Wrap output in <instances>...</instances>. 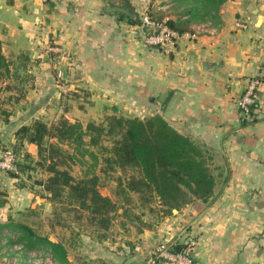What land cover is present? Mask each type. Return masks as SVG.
Wrapping results in <instances>:
<instances>
[{
    "label": "crops",
    "instance_id": "crops-1",
    "mask_svg": "<svg viewBox=\"0 0 264 264\" xmlns=\"http://www.w3.org/2000/svg\"><path fill=\"white\" fill-rule=\"evenodd\" d=\"M108 5L130 10L127 0H0V40L11 53L0 82V154L35 119L84 123L107 114H160L208 156L214 195L173 209L154 226L139 225L129 236L135 250L120 256L122 264H147L146 247L187 232L198 238L199 264L259 263L258 249L250 255L252 237L264 229V84L254 119L237 99L252 77L264 79V0H226L214 20L190 23L173 49L147 46L140 15L133 22ZM53 45L67 54L65 81L57 80ZM24 150L37 157L36 144L24 141ZM0 188L7 194L0 221L28 206L51 205L31 172L0 170ZM180 219L186 227L177 230Z\"/></svg>",
    "mask_w": 264,
    "mask_h": 264
},
{
    "label": "trees",
    "instance_id": "trees-1",
    "mask_svg": "<svg viewBox=\"0 0 264 264\" xmlns=\"http://www.w3.org/2000/svg\"><path fill=\"white\" fill-rule=\"evenodd\" d=\"M175 1L182 6L183 11L175 19L168 18L166 23L182 33L192 22L214 20L220 5L226 0ZM128 17L133 22L137 21V17ZM9 65L10 61L3 52L0 40V82L9 71ZM258 106L252 111L251 119L255 118ZM15 138L16 141L5 148L11 147L16 153L17 170L31 172L35 166L28 159H33L47 174L34 182L42 185L53 205L50 226H70L63 221L61 211H58L57 206L62 205L64 211H87L96 229L103 232L99 236L102 239L107 236L106 231L116 211V202L100 191L99 176L96 173L80 178L72 174V165L78 155L89 152L96 158L97 153L89 150L87 145L100 149L102 173L110 174L118 169L126 171L127 168L137 170L138 175L118 179L117 192L124 193V201L130 202L132 194L136 193L142 207L151 208V204L158 202L161 205L159 211L171 215L173 209L180 210L195 200L209 201L214 195L216 176L208 156L160 114L143 119L107 114L103 121L89 120L86 123L70 121L63 116L51 123L35 119L21 125L15 131ZM105 138L111 142L110 146L102 143ZM24 141L36 144V158L28 151H22ZM64 144L70 145L73 151L65 148ZM8 173L17 176L18 172ZM6 196V192L0 188V207L6 204ZM140 225L151 227L145 223ZM4 229L13 231L7 241L18 244L22 252L43 249L58 264H71L66 245L38 232L33 225L9 215L7 220L0 221V232Z\"/></svg>",
    "mask_w": 264,
    "mask_h": 264
},
{
    "label": "rangeland",
    "instance_id": "rangeland-1",
    "mask_svg": "<svg viewBox=\"0 0 264 264\" xmlns=\"http://www.w3.org/2000/svg\"><path fill=\"white\" fill-rule=\"evenodd\" d=\"M127 1L130 11L137 13L138 17L139 15H143V11H146L159 21H166L172 15H179L183 11L182 6H179L175 0ZM2 46L4 47V54H7V58L9 59L11 53L8 47L6 45ZM65 55L67 54H64L63 59L66 58ZM86 139L88 140V137ZM102 143L106 146L111 145V142L106 138L103 139ZM6 145L4 144V146ZM63 146L73 151L70 145L64 144ZM87 147L89 150L97 153L96 158L89 152L84 155H78L77 160L72 165V174L80 178L86 174L96 173L99 176L100 191L107 193L106 195L116 202V211L113 212V219L106 231L107 236L105 239L99 236L103 232L96 229L95 223L90 220L85 210L78 212L74 210L64 211L61 208L63 207L62 205L57 206L58 211H61L63 221L70 226L66 224L50 226L49 220L53 216L54 209L52 204L48 207H45L43 204L39 207L28 206L24 210L17 211L14 217L33 225L38 232L48 235L52 240L62 241L68 249L71 264H122L123 260L120 256L126 259L127 256L125 255L128 254L129 257L132 254V250H135V240H129V236L131 235V231H135L138 228L139 223L154 226L158 221L163 222L167 220L166 218L173 216V214L164 215L159 211V206L155 203H153L154 206H150V210L149 207H140L136 193L132 194L130 202L124 201V193L122 191L117 192L118 179L124 180L130 175H138L137 170L127 168L126 171H121L118 169L110 174H104L100 171V165L102 164L101 154L99 153L100 149L92 145H87ZM1 149L4 148L1 147ZM28 161L35 166L31 170L33 181H37L43 175H47L40 166L35 164L33 159H28ZM31 208H34V210H31ZM143 209H145V212ZM142 213L146 214L144 218L147 222H141L143 221ZM185 222L181 219L177 220L174 226L178 227L177 230L184 229L186 227ZM12 233L13 231L9 229H4L0 232V253L4 256V258L0 259V264H58L53 260L48 251L38 249L24 253L21 249L17 248L18 244H10L7 240ZM123 234L126 235V238L122 236ZM116 236L118 239H125L124 244H121ZM251 240L252 244H254V249L251 251L250 256L255 254V257L258 249L260 251V262L252 260L250 264H264V260H261V256L264 257V229L256 233ZM115 241H117L118 245L120 244V247H114ZM118 248H121V250Z\"/></svg>",
    "mask_w": 264,
    "mask_h": 264
},
{
    "label": "built area",
    "instance_id": "built-area-1",
    "mask_svg": "<svg viewBox=\"0 0 264 264\" xmlns=\"http://www.w3.org/2000/svg\"><path fill=\"white\" fill-rule=\"evenodd\" d=\"M141 25L144 26V43L151 47H164L173 49L181 35L177 30L169 27L166 21L153 19L146 11L140 16ZM240 27H245V22H239ZM194 37V34L187 33ZM56 54L57 80L65 81V70L61 66L64 62L63 49L58 45L50 48ZM58 57V58H57ZM264 84L260 76L252 77L243 93L237 99V105L243 115L252 118V111L259 104V91ZM63 92L69 90V85L63 86ZM17 155L11 147H6L0 154V170L5 172H18L16 166ZM182 234L180 237L163 239L147 248V264H199L195 256L198 238L194 234ZM180 246L181 250H177ZM17 248L20 249V246ZM138 249V246L136 247ZM4 258L0 253V259Z\"/></svg>",
    "mask_w": 264,
    "mask_h": 264
},
{
    "label": "water",
    "instance_id": "water-1",
    "mask_svg": "<svg viewBox=\"0 0 264 264\" xmlns=\"http://www.w3.org/2000/svg\"><path fill=\"white\" fill-rule=\"evenodd\" d=\"M108 6H109V8H111L112 10H119V11H122V12L126 13L127 15H129V16H131V17H136V13L131 12L128 8L122 7V6H120V5H116V6L108 5ZM174 210H176V209H174ZM177 250H178V251L181 250V247L178 246V247H177Z\"/></svg>",
    "mask_w": 264,
    "mask_h": 264
}]
</instances>
